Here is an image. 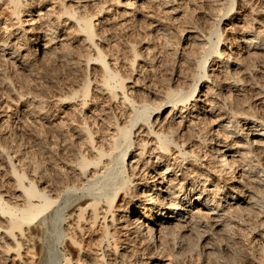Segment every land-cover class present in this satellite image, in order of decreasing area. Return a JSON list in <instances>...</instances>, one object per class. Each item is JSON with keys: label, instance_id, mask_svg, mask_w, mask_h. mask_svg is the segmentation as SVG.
<instances>
[{"label": "bare ground", "instance_id": "1", "mask_svg": "<svg viewBox=\"0 0 264 264\" xmlns=\"http://www.w3.org/2000/svg\"><path fill=\"white\" fill-rule=\"evenodd\" d=\"M26 1L0 0L6 15L4 20L11 26L7 33L18 41L14 44L7 41L8 38L0 40V54L8 55L25 66L29 56L40 52L43 63L58 56L70 67H76L79 58L73 55L72 48L70 50L66 43L71 32L82 35L77 40L86 42L90 50L84 55V63L93 60L92 63L99 65L93 89L100 91L104 98L123 105L126 113L125 121L121 123L111 107L103 109L101 113L110 120L105 124L107 133L103 131L105 135L98 140L86 118L79 124H65L66 127L64 122L52 125L56 131L58 129V138L62 139L67 130H74L82 137L79 149L73 154L68 153L72 159L67 158L64 162L65 158L58 155V162L60 160L62 164L63 161V167L58 164V171L52 175L46 173L44 166L42 169L35 156L21 147L16 136L7 139L5 149L8 151L0 147V160L9 169L15 196L9 201L0 192V217L4 215L3 223H0V261L5 264H42L41 257L37 261L27 260L35 256L36 243H39L38 254L46 251V245L42 243L45 239L44 227L60 192L76 188L74 181L81 187L89 188L104 177L102 189L69 201L73 206L65 214V220L66 226L72 230L65 233L66 264H196V260L203 256L212 257L213 260L210 258L212 261H207V264H228L244 252V260L260 258L263 264L264 219L251 221L249 217L248 224L250 221L253 224L246 229L239 225L244 224L245 217L248 218L251 212L264 217V115L257 114L248 98L240 96L243 93L239 90L253 73L254 64H264V22L262 16V19L251 14L245 17L236 8L247 7L253 15H263L264 0H253V4L250 3L252 0H209L212 7L207 26L198 25L188 14L185 5L189 0H139L134 7L149 9L156 4L164 9V14L168 13V19L180 17L186 26L180 29L178 39H182L186 30L185 39L192 45L189 51L177 53V41L165 37L169 28L167 20L155 16L148 22L147 30L156 31L166 38L163 43L166 42L170 52L178 55L184 68H187L169 78L163 91L152 92L156 103L147 102V98L139 100L141 98L132 93L134 90H129L126 85L129 76L110 64L106 58L110 52L106 53L96 41L97 16L105 10L109 11L104 5L106 1L71 0L67 3L70 0H54L58 2V11L55 12L52 6L45 5L47 0H32L35 9L25 8ZM92 1L97 4L95 10L85 9ZM108 1L109 5L120 8L123 13L130 8L135 9L129 6L132 5L130 0ZM147 13L142 16H153L152 12ZM67 20L73 25V31L64 35L58 33L57 39L56 30L60 21ZM222 20L227 22L224 29L221 27ZM122 22L120 29L127 30L130 24ZM60 35L63 36L59 38ZM55 43L58 45L55 46ZM34 44L32 52L28 45ZM23 45L27 54L20 52L21 55L19 48ZM126 48L129 58L124 59L130 74L136 71L140 58L148 63L150 50L144 41L138 38ZM90 81L84 78L77 90H71V96L58 95V102L67 103L77 95L81 109L86 108L92 90ZM182 83L184 85H180ZM258 89L256 92L264 91V87ZM44 103L42 99H37L32 106L37 112H44L47 111L44 110ZM201 110L208 116L203 120L200 119L202 116L192 119L198 118ZM153 112L156 116L151 119ZM177 118L180 119L176 121ZM3 124L4 121H1L0 127ZM140 130L145 131L147 138L138 142L133 137ZM218 130H222L219 133H224L226 138L230 137L229 140L223 137L224 134H216ZM179 132L195 134L199 147H205V153L199 155L198 147L197 150H185L180 141L182 139H178ZM65 137L62 140L65 141ZM192 138L195 139L194 136ZM9 151L18 155L24 166L22 169L14 166ZM49 156L52 158V155ZM150 157H154L155 161ZM184 159L198 170L183 166L186 163L182 161ZM110 168H113L112 172L108 171ZM238 171L239 178L236 176ZM243 176L254 184L255 190H248L247 186L242 190L236 186L244 185ZM67 178L74 181L69 182ZM251 184L248 185L250 189ZM98 221L102 222L97 229L99 238L92 243L94 239L84 238L86 231L82 223L89 222L87 226L93 230ZM236 225L244 232L235 233ZM255 236L263 242L259 243L258 238L255 242ZM238 243L246 251L238 252Z\"/></svg>", "mask_w": 264, "mask_h": 264}, {"label": "rangeland", "instance_id": "2", "mask_svg": "<svg viewBox=\"0 0 264 264\" xmlns=\"http://www.w3.org/2000/svg\"><path fill=\"white\" fill-rule=\"evenodd\" d=\"M93 1H92V3L89 2L85 9H88L90 11L95 10L94 8H96L97 4L93 3ZM99 1L101 3V1H103V0H95L94 2L98 3ZM104 1H106V3H104V5L107 6L109 11L106 12V10H105V12L103 11V12H101V14H99V16H97L96 21H98V23L96 25V31H97L98 35H97L96 41H98L99 45L102 46V48H104L103 50L106 53L110 52L107 54V57H106L107 60L110 62V64L112 66L114 65V66L118 67V69L120 70V72H122V74H125V75L127 74L129 76V78L126 80L127 81L126 85H128L130 87L129 90H131V89H132V91L134 90L136 93L134 91L132 93L135 96L137 95L138 96L137 98H141L139 100L147 98V100H146L147 102L156 103L157 99L153 95L152 92L153 91L154 92L163 91L164 88L166 87L167 83H168L169 78L172 79L171 77L175 76L176 72L187 69V68L186 69L184 68V65H183V63H181L178 55H176V54L173 55L174 53L170 52L169 48L165 44L166 42L163 43V41L166 40V38L167 39L170 38L174 41L175 40L177 41V43H175V44H177L176 45L177 48L175 47V50L177 51V53L180 51H187V50L189 51L192 48V45L188 40L185 39L186 30L183 32L182 39L181 38H179L180 40L178 39L180 29H182L186 25L181 21L182 19L180 17H178V18L172 17V19L171 18L168 19V17H169L168 13L164 14V13H166V12H164V9L162 7L156 5V4H153L152 7H150L149 9H143V8H139V7H134V6H137L136 4L139 2V0H135V1L130 0L129 3L131 2L132 5L129 4V6L132 8L134 7L135 9L130 8V10L132 12L129 10L127 13H123V11H121L120 8H117L116 6H113V5H109L108 0H104ZM26 2H25L26 4L24 3L25 8L26 7H27V9H30V8L35 9L36 8V6L33 4L32 0H27ZM69 2H71V0L67 1V3H69ZM57 3L58 2H56L54 0H47L45 2V5H48V7L52 6V10H53V12H55V11H58ZM250 3L253 4L254 1L252 0V1H250ZM30 4H31V6H30ZM210 4L211 3L209 0L208 1L207 0H192V1L189 0L186 3L187 7L185 5V8H186V10H188L187 11L188 14L192 17V19H195V21L197 22L198 25L207 26L206 24H207V20H208L210 7H212ZM109 6H111V7H109ZM3 7H4L3 5H0V14L3 13L2 15L4 16V18H3V16L0 15L1 16L0 17V38H1L0 40L8 38L7 41H10V43L13 42L15 44L18 41H16V39L14 37H12V36L10 37L9 34L7 33L8 30L10 31L11 26L8 25L7 20H6V22L4 20L6 15L4 14V8ZM248 10L249 9L247 7H245V8L244 7H242V8L237 7L236 8V11H239L240 13L242 12L241 14L242 15L244 14L245 17H248L251 14L252 16L258 17L259 19L263 18L262 20L264 22V14L259 15L260 16L259 17L258 15H253ZM33 12H35V11H33ZM147 12H149V14L152 12L151 14H153V16H151V17L142 16V15L148 14ZM155 16L156 17L162 16L161 18H165L164 20H167L166 23L168 22L167 24H168L169 28H168V33L165 36L166 37L165 39L163 38V36H161V35L159 36V34L156 33V31H152L151 29L147 30V26L149 25L148 22H150L153 19V17H155ZM261 16H262V18H261ZM14 20L15 19H13V21ZM60 22L61 23H59L60 24L59 28L57 27V30H56L57 39H58V33L64 35V34H69L70 31H73V28H72L73 25H70L69 20L63 21V22L60 21ZM121 22L130 24L128 27L129 30L128 29L127 30L120 29L121 28V25H120ZM150 25H152V24H150ZM226 26H227V22L225 20L224 21L222 20L221 27H223V29H224ZM3 27L4 28L6 27V28L4 29ZM230 27H231L230 29H232L233 25L230 24ZM229 30H224V31L228 32ZM145 34H147V35H145ZM63 35H60L59 38H61ZM101 35L105 36V37H102ZM148 35H149V37H147ZM69 36H70V39H69L70 41L67 40L68 44L66 43V46L69 47L70 50L72 48L73 55L75 57L79 58L76 67H74V66L70 67L69 64L62 61L61 59H58V56L53 57V59L51 58L49 60L50 62L48 61V62L43 63V61L41 60V53L40 52H37L38 54L34 53L33 58H32L33 55L29 56L28 60L25 62V66L22 65L20 62L16 61V59L14 60L12 57L11 58L8 57V55L0 54V122L4 121V123H5V124H3L2 127H0V129H1L0 130V147L5 149V144H6L7 139L11 140L12 137L16 136L17 138H19V141L21 143V147L23 149L27 150L33 156H35L37 162H39V165L42 167L43 166L45 167V169H46L45 171L47 174H51V173L55 174V172L58 171V168H59L58 166L62 165L63 161L65 162L67 160V158L72 159L71 158L72 155H69V154H73V152H76L79 149L80 140H82V137L80 135H78L76 132H74V130L73 131L72 130L65 131L64 136L65 135L67 136L65 138L68 140V142H66L67 141L66 139H65V141L62 140L64 138V136L62 139H61V137L58 138V129L56 131L55 128H52L54 125L58 126L59 123L62 124V122H64V127H66V125L69 124L70 122H71V124L72 123L73 124H79L80 122L83 121V119L86 118L87 124H90L91 128H94L92 131H95V134H94L95 139L98 140L103 135H105L103 132V131H106L105 124L109 123V120H110V118H107L106 116H104L101 113L103 109L111 107L112 110H114L113 111L114 114L118 115L119 121L121 123H122V121H125L124 118H125L126 108H124L123 105L122 106L119 105L118 102L115 103V102H112V100L104 98V95H102V93L100 91L93 89V88H95L94 85H95V82L97 81L96 79H97V75L99 73V67H98L99 65L92 63V62H94L93 60H91V62H88V64L84 63L85 62L84 61V57H85L84 55H85V53L89 54L90 50H89V47L87 46L86 42H82V40H80V41L77 40L79 38L81 39L82 35H79L75 32H71L69 34ZM169 36H171V37H169ZM172 37H174V38H172ZM138 38L141 39V41H144V45L148 46V49L150 50V53L148 54V63H147L148 65L146 64L145 61H143L140 58L137 62V65H136V68H137L136 71L137 72L134 71L133 73L130 74L129 70H127V67L125 65L126 61H127V60L125 61V59L129 58L126 47L128 44H131L132 41L138 40ZM144 39L147 41H145ZM160 39H162V40H160ZM234 43H235V40H234ZM188 44L190 45V47ZM56 45H58V43H55V46ZM35 46H36V44H34L32 46L28 45V47H29L28 49H30V51L32 50V52H33V48ZM26 50L27 49H26V47H24V45L20 46L19 53L21 52L22 54H27ZM91 53H93V51H91ZM114 54H116V55H114ZM26 56H28V55H26ZM258 63H260L261 66ZM27 65H29V66H27ZM255 67H257V68H255ZM76 68H77V70H76ZM253 69L251 71L253 73H251L250 77H248L249 80L246 79L247 83L245 81L243 86H242L243 87L242 90H239L243 93V95L241 94L240 96L241 97L244 96L245 99L248 98V101L252 105L251 107H253V109L256 110L255 112L257 114L260 113V115L261 114L264 115V113H263L264 112V104H263L264 103V100H263L264 99V95H263L264 91L263 92H256V90L257 91L260 90L258 88L264 87V64L262 62H257L254 64ZM87 72H89V73H87ZM82 74H83V76H82ZM85 74L87 76H88V74H90V75L88 77L87 76L84 77ZM84 78H88L89 81L91 79L95 78L93 82H91L92 80L90 81V87L93 91L90 90V92H89L88 102H87L88 104H87L86 108L81 109V106H79L80 103H78V102H80V99L77 95H74L72 99L70 98V100H69L70 103H69V101H67L68 104L66 103V101L65 102L64 101L58 102V100H57L58 95H60V94L63 96H64V94L70 95L69 93H72V91H73L72 89L77 90V87L78 86L80 87V84L84 80ZM250 78H251L252 82H250ZM135 79H137V80H136V83L134 84L133 82H135ZM248 81H249V83H248ZM254 83H257V85L256 84L254 85ZM180 85H184V84L182 83ZM33 99H35V100H33ZM37 99L38 100L42 99L45 102L44 103L45 104L44 110L47 109V111L37 112L36 109L33 108L34 106H32V105L34 104V102ZM108 100H109V102H108ZM29 103L31 104V106ZM262 108H263V110H262ZM122 109H123V111H122ZM163 114H164V112L161 114V117L163 116ZM84 115H87V116H84ZM155 116L156 115H154V112H153L151 114V119L155 118ZM205 116L207 117L208 115L206 114L205 111L201 110V113H199L197 115L198 118H192V119H199V117H201L200 119L203 120V117H205ZM105 118H106V120H105ZM179 119L177 118L176 121ZM207 121H208V118H207ZM210 122L211 121H209V124H211ZM175 124L177 126L178 123L175 122ZM94 125H96V126L94 127ZM214 128H217V127L215 126ZM107 131H106V133H107ZM136 132H137L135 134L136 136L133 137L134 139L135 138L137 139V140L135 139V141L140 142L141 140L147 138L145 136L146 135L145 131L142 132L140 130L139 132L138 131H136ZM216 132H218L216 134L221 135V136H222V134H224V133H221V134L219 133V132H222V130H218ZM216 134L215 135L212 134V135L215 137ZM98 135L100 137H98ZM178 136H179L178 139H182L180 141L183 142V147L184 148L186 147L185 150H188V149L190 151L194 150V149L197 150L196 148L198 147L199 149L197 151H198L199 155H201L202 152H203V154L205 153L204 152L205 147H202V148H200L201 146L199 147V143L197 141L198 138L195 134H188L186 132H184V133L179 132ZM193 136L196 140L192 138ZM187 137L190 139H187ZM223 137H225V134L223 135ZM229 138H226V139L229 140ZM43 147H45V148H43ZM39 149L42 152L38 151ZM48 150H50L51 153ZM6 151H8V150H6ZM9 154H10V156H12L14 166L17 169L18 168L20 169L23 165H22L21 161H19L18 155L16 153H13V152H10ZM44 154H45V156H44ZM46 154H48L50 156L52 155V158L49 156L51 158L52 162H51V160H49L50 158H48L47 157L48 155H46ZM58 155H62L63 159L65 158L64 160L62 159L63 161L61 160L62 164H61L60 160L58 162ZM62 157L60 156V158H62ZM126 159H127V157H126ZM150 159L152 161H155L154 157H152V158L150 157ZM177 160H179V159H177ZM182 161L186 162V163H183V166L187 167V169L189 167V169L191 170L194 167V166H192L193 164H190L191 165L190 166L189 163L186 161V159H184ZM50 163H52V164H50ZM125 163H126V161H125ZM53 164H55V165H53ZM44 167L42 168L43 170H44ZM62 167H63V165H62ZM263 168H264V166H263ZM47 170L50 173H48ZM110 170H108V171L112 172L113 168H110ZM193 170L196 171V170H198V168H195V169L193 168ZM8 171H9L8 167L5 166V164L2 163L0 160V192L2 193L4 199L12 201V200H14L15 196H14V192L12 190V179L10 178ZM64 171H65V169H63V172ZM239 173H240V171L237 172L238 175L236 174V176L238 178H239ZM243 177H245V176H243ZM67 179H68L67 181H69V182L74 181L71 178H67ZM243 179L244 180H242V184H244V185H241V184L236 185L238 188L241 187L239 189L243 190V188H245L247 186L246 189H248V190L254 189L255 190V186H252L254 184H251V181L248 178L245 177ZM103 181H105L104 177L100 178L94 186H91L89 188L81 187L78 182L74 181L73 183H74L76 188L68 190V191L64 190L63 192H60L59 197L56 198V201H55L54 205H52V208H51V213L53 211V213H52L53 215L51 214L49 216L50 218L48 217L46 219L47 221H46L45 227H44L45 232H44L43 237H45V239L43 238L44 241L42 243L44 245H46V247L44 246L45 247L44 249L46 251L43 252L42 255H40V253L38 254L37 251H38L39 243H36V249L34 250L35 256L32 259L29 258L27 261H30V262L31 261H37L39 259V257H41L40 262H42V264H66L65 263V253H64L65 251L64 250L67 249V247H65V241L67 240V236L65 235V233L66 232L68 233L72 230V228H68L66 226L67 220H65V214L73 206L72 203H69V201L71 202L73 197L83 195V194L88 195L90 192L97 191L98 188L102 189L104 187L102 185ZM75 183H77V184H75ZM245 184H247V185H245ZM250 184L252 187L251 189L248 186ZM57 195H58V192H57ZM62 207H64V208H62ZM54 210L57 212L54 213ZM254 214L255 213L251 212V215H254ZM251 215L248 216V218L245 217L246 221H244V224L239 225L241 228L246 229L248 227L249 224H248L247 220L251 219V221H253V220L258 221L259 219H261V220L264 219V217H261V216H256V215L251 216ZM2 216L4 217V215H2ZM2 216L0 217V223H3V217ZM244 216L245 215H243V217ZM249 217H250V219H249ZM251 217H254V218H251ZM99 221H101V219H99ZM99 221L92 227L93 230H91V228H89V226H87V225H89V222L82 223L83 229H85V231H86L84 234V238L88 239V237H90L91 239H94L92 241V243L94 241L96 242L97 239L99 238L98 237L99 231L97 229L100 228L102 225V222H99ZM251 221L249 222L250 225L253 224V222H251ZM99 223H100V225H99ZM245 225H247V226H245ZM70 226H71V224H70ZM239 226L236 225V228H235L236 230H234L235 233L239 234V232L240 233L244 232V230L239 229ZM87 228H89V229H87ZM237 229H239V230H237ZM91 231H93V232H91ZM236 231H238V232H236ZM254 238H255V242H258V241H259V243L263 242L257 236H255ZM256 238H258L259 240L257 239L258 240L257 241ZM238 245H240V246H238ZM241 245H242L241 243L237 244L238 248H240V250L237 249L238 252L239 251L240 252L246 251L245 247L243 245L242 246ZM199 249L200 248L197 247V250H199ZM241 254H244V256L243 255L241 256ZM71 255H72V257H74V254H71ZM245 255H246V252L239 253L237 258L235 257L234 259H232V261L228 262V264H235V263L236 264H257V263H259L260 264L261 263L259 260L260 258H257L254 260L253 259L244 260V259H246ZM210 258L212 259V257L203 256L202 259L196 260L197 261L196 264H207V261L209 262V261L213 260V259L211 260ZM204 259H205V262H204ZM73 260H74V258H73ZM257 260H258V262H257ZM0 264H5V262L0 261ZM8 264H10V263H8Z\"/></svg>", "mask_w": 264, "mask_h": 264}]
</instances>
